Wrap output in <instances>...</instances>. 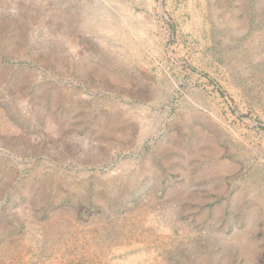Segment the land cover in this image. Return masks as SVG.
<instances>
[{"label":"rangeland","instance_id":"1","mask_svg":"<svg viewBox=\"0 0 264 264\" xmlns=\"http://www.w3.org/2000/svg\"><path fill=\"white\" fill-rule=\"evenodd\" d=\"M0 264H264V0H0Z\"/></svg>","mask_w":264,"mask_h":264}]
</instances>
